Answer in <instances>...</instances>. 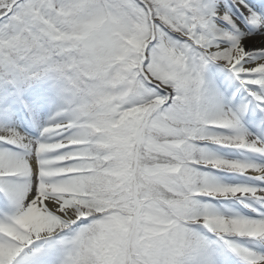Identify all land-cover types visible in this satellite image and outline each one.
I'll return each mask as SVG.
<instances>
[{
	"label": "snow or ice",
	"instance_id": "snow-or-ice-1",
	"mask_svg": "<svg viewBox=\"0 0 264 264\" xmlns=\"http://www.w3.org/2000/svg\"><path fill=\"white\" fill-rule=\"evenodd\" d=\"M0 264H264V0H0Z\"/></svg>",
	"mask_w": 264,
	"mask_h": 264
}]
</instances>
